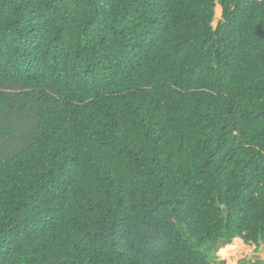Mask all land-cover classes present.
I'll list each match as a JSON object with an SVG mask.
<instances>
[{"label": "trees", "instance_id": "1", "mask_svg": "<svg viewBox=\"0 0 264 264\" xmlns=\"http://www.w3.org/2000/svg\"><path fill=\"white\" fill-rule=\"evenodd\" d=\"M236 239L264 246V0H0V264Z\"/></svg>", "mask_w": 264, "mask_h": 264}, {"label": "rangeland", "instance_id": "2", "mask_svg": "<svg viewBox=\"0 0 264 264\" xmlns=\"http://www.w3.org/2000/svg\"><path fill=\"white\" fill-rule=\"evenodd\" d=\"M217 16L213 18L212 27L216 28L219 21H221L222 9L219 5L216 7ZM223 262L219 264H263L264 263V246L256 249L255 246H245L236 239L230 246H226L217 255Z\"/></svg>", "mask_w": 264, "mask_h": 264}]
</instances>
